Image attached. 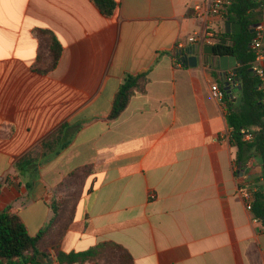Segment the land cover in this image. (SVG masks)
Returning <instances> with one entry per match:
<instances>
[{
    "label": "crops",
    "instance_id": "1",
    "mask_svg": "<svg viewBox=\"0 0 264 264\" xmlns=\"http://www.w3.org/2000/svg\"><path fill=\"white\" fill-rule=\"evenodd\" d=\"M115 1L105 16L92 0H0V214H18L36 236L63 195L57 187L89 166L73 221L58 248L57 228L45 237L50 258L40 264L104 242L135 264H264V226L242 195L261 184L262 162L246 152L238 166L212 93L241 63L177 64L176 48L205 31L194 7L206 0ZM256 18L264 25V3ZM39 29L62 45L47 73L36 70L50 52ZM144 70L146 92L109 119L124 77ZM26 156L37 163L20 174Z\"/></svg>",
    "mask_w": 264,
    "mask_h": 264
},
{
    "label": "trees",
    "instance_id": "2",
    "mask_svg": "<svg viewBox=\"0 0 264 264\" xmlns=\"http://www.w3.org/2000/svg\"><path fill=\"white\" fill-rule=\"evenodd\" d=\"M105 16H112L117 7L115 0H92ZM264 3V0H233L228 10L226 21L240 22L242 32L240 34H228L220 32L216 35L217 42L214 45L218 56L235 55L241 60V64L234 69V81L241 86L231 88V92L220 87L224 93L222 103L227 111L228 125L232 129L231 140L238 148L236 163L245 162V154L249 152L256 155L262 162V175L258 180L261 184L256 186L252 212L254 217L260 219L264 226V93L259 90V79L253 71L255 53L250 48V43L255 35L258 25L256 11ZM38 35L48 36L50 42L49 57L46 59L39 55L38 68L41 73L53 70L62 55V45L49 31L39 29ZM226 40V44L222 41ZM150 70H144L138 74H127L115 97L114 105L109 119H117L127 108L132 97L136 93H145L149 81ZM242 130H249L254 138L251 142L244 141ZM51 143H43L47 148ZM55 144V143H54ZM36 159L24 157L19 160L15 168L20 174L28 168L36 166ZM89 166L74 170L62 182L56 191L63 193L61 197H55L51 204L53 218L48 226L36 236H31L16 213L3 212L0 214V264H40L50 258V253L41 249L45 237L57 228L56 248L59 247L62 237L67 232L74 218V209L79 197L83 193L85 181L92 173ZM30 189V185H26ZM252 190V189H251ZM62 262L66 264H135L132 255L123 246L114 242H104L89 250L59 254Z\"/></svg>",
    "mask_w": 264,
    "mask_h": 264
},
{
    "label": "built area",
    "instance_id": "3",
    "mask_svg": "<svg viewBox=\"0 0 264 264\" xmlns=\"http://www.w3.org/2000/svg\"><path fill=\"white\" fill-rule=\"evenodd\" d=\"M233 4V0H206L203 4H197L194 7L195 16L205 22V31L196 32L189 38V42L203 48L207 44H214L217 42L216 31L214 26L217 22L226 21V15L229 8ZM250 48L255 53V61L253 62V71L259 79L258 88L264 93V25L260 24L255 28V35L250 43ZM176 53L180 55L179 46L176 48ZM178 66L184 64L182 60L177 63ZM234 73H230L226 80L230 83L231 88H236L238 82L233 79ZM213 96L222 101L224 93L220 87H216L212 91ZM262 102L264 104V95ZM244 134V141L251 142L254 135L249 130H242ZM254 189H242V195L249 211H252L254 202Z\"/></svg>",
    "mask_w": 264,
    "mask_h": 264
},
{
    "label": "water",
    "instance_id": "4",
    "mask_svg": "<svg viewBox=\"0 0 264 264\" xmlns=\"http://www.w3.org/2000/svg\"><path fill=\"white\" fill-rule=\"evenodd\" d=\"M226 32L228 34H240L242 32V24L240 22L227 21ZM222 44H226V40H223ZM183 51H185V54H183ZM183 51L180 52V55L182 53V62L193 67L197 66L200 61L212 64L213 61L217 60L223 70H228L231 67H237V64L241 63V60H236L235 55L218 56L215 52L214 44H207L203 48L197 45H191ZM229 61H233V64L229 65ZM240 87L241 86L238 85V88ZM225 89L231 92V85L229 82H226Z\"/></svg>",
    "mask_w": 264,
    "mask_h": 264
}]
</instances>
